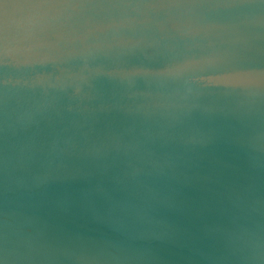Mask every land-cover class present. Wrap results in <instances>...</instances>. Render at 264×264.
Returning a JSON list of instances; mask_svg holds the SVG:
<instances>
[{"label": "water", "instance_id": "water-1", "mask_svg": "<svg viewBox=\"0 0 264 264\" xmlns=\"http://www.w3.org/2000/svg\"><path fill=\"white\" fill-rule=\"evenodd\" d=\"M0 264H264V0H0Z\"/></svg>", "mask_w": 264, "mask_h": 264}]
</instances>
